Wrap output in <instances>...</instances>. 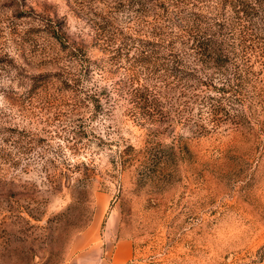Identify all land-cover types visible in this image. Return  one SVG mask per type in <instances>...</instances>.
Returning <instances> with one entry per match:
<instances>
[{
    "label": "rangeland",
    "instance_id": "obj_1",
    "mask_svg": "<svg viewBox=\"0 0 264 264\" xmlns=\"http://www.w3.org/2000/svg\"><path fill=\"white\" fill-rule=\"evenodd\" d=\"M214 14L228 1L0 0V264L264 259V70L220 102L137 51Z\"/></svg>",
    "mask_w": 264,
    "mask_h": 264
},
{
    "label": "trees",
    "instance_id": "obj_2",
    "mask_svg": "<svg viewBox=\"0 0 264 264\" xmlns=\"http://www.w3.org/2000/svg\"><path fill=\"white\" fill-rule=\"evenodd\" d=\"M226 1L230 11L228 16L214 14L212 21L205 23L201 30L196 29L192 34L182 30V33L170 37L158 47L147 46L142 41V45L137 47L138 55L147 61L150 60L155 69L165 71L164 77H170L166 83L175 82L173 85H176L181 83L187 74L202 72L216 83L217 98L214 100L237 102L243 96L242 87L245 83H249L251 89L255 90L262 80L259 72L264 70V20L261 18V0ZM85 58L87 63L84 67L93 70L94 66L89 64L87 57ZM254 62L257 69L253 68ZM47 76H33L32 86L39 84L37 78H43L44 81ZM64 80L67 86L80 81L78 78L67 76ZM69 81H72V84ZM145 90L146 94L138 100L143 112L141 115H153L157 112L161 114L162 110L157 107L153 93ZM182 92L184 93V90ZM200 97L212 99V95Z\"/></svg>",
    "mask_w": 264,
    "mask_h": 264
},
{
    "label": "crops",
    "instance_id": "obj_3",
    "mask_svg": "<svg viewBox=\"0 0 264 264\" xmlns=\"http://www.w3.org/2000/svg\"><path fill=\"white\" fill-rule=\"evenodd\" d=\"M121 252H125V249H123V250L121 251V250L119 249V247H117V248H116V254H115V256H114V258H113V260H112L113 263H114V261H115L114 259H119V258H120V255H119V254H120ZM125 255H127V254H124V256H125ZM122 256H123V254H122ZM94 261H95V260H94ZM92 262H93V261H92ZM87 264H89V263H87ZM92 264H93V263H92ZM259 264H264V259H263Z\"/></svg>",
    "mask_w": 264,
    "mask_h": 264
}]
</instances>
